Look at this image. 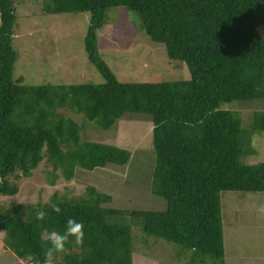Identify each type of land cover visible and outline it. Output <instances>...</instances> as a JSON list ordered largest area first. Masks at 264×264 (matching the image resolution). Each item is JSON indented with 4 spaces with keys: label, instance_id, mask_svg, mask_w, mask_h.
<instances>
[{
    "label": "trees",
    "instance_id": "16d2710c",
    "mask_svg": "<svg viewBox=\"0 0 264 264\" xmlns=\"http://www.w3.org/2000/svg\"><path fill=\"white\" fill-rule=\"evenodd\" d=\"M119 7L138 14L141 28L164 45L170 60L186 64L188 80L118 81L99 57L97 32L106 11ZM39 9L89 13L84 51L104 81L28 86L22 77L13 79L15 0H0V195L17 194L9 177H29L43 160L52 167L50 184L58 178L71 181L78 168L92 171L129 162L125 149L80 142V127L59 109L81 113L102 130L127 114L146 115L153 125L155 159L149 188L165 208L128 215L144 234L189 253L188 263L209 257L213 264H225L220 193L264 191V163L240 162L248 154L249 138L264 132V112H254L245 131L235 112L220 108L264 98V40L257 33L264 25V0H42ZM133 34L117 23L112 39L128 45ZM110 201L87 187L79 197L54 194L48 202L14 210L0 206L4 249L27 264L33 255L45 264V233L63 232L73 218L85 225L83 244L70 241L49 264H132L130 226L123 212L102 206ZM50 202L59 205V214L51 211ZM36 209L48 213L44 220L35 219Z\"/></svg>",
    "mask_w": 264,
    "mask_h": 264
},
{
    "label": "rangeland",
    "instance_id": "374dc122",
    "mask_svg": "<svg viewBox=\"0 0 264 264\" xmlns=\"http://www.w3.org/2000/svg\"><path fill=\"white\" fill-rule=\"evenodd\" d=\"M41 2L15 0L12 45L17 59L13 79L22 77L28 86L102 83V76L88 61L83 46L89 13H40ZM117 23L126 25L134 33L132 43L122 45L113 41V27ZM257 33L264 40V25L257 27ZM127 37L125 41L131 36ZM97 46L100 59L121 83L175 82L190 78L186 64L170 60L164 45L152 41L141 28L138 14L123 7L106 11L105 23L97 32ZM220 108L235 112L246 131L253 113L264 112V98L236 101ZM58 111L78 124L80 142L125 149L131 154L129 162L92 171L78 168L71 181L58 178L50 184L52 167L43 160L29 177H9L18 191L14 196L0 195L1 207L14 210L26 204L45 203L54 194L79 197L86 193L87 187H93L111 198L102 206L118 209L125 215V223L131 229L132 264H213L209 257L188 263L189 253H183L175 244L144 234L128 215L131 211L165 208V201L153 195L149 188L155 159L153 125L148 116L127 114L112 128L102 130L81 113ZM244 148L248 154L240 158L242 164L264 163V132L253 134ZM220 201L225 264H264V191H223ZM3 236L4 232H0V264H27L4 249Z\"/></svg>",
    "mask_w": 264,
    "mask_h": 264
},
{
    "label": "clouds",
    "instance_id": "9594fccd",
    "mask_svg": "<svg viewBox=\"0 0 264 264\" xmlns=\"http://www.w3.org/2000/svg\"><path fill=\"white\" fill-rule=\"evenodd\" d=\"M49 207L53 213L59 214L61 208L55 202H50ZM35 219L37 221H42L48 215L44 209H36ZM85 238V225L83 222L77 221L73 218H68L64 226L63 232L57 231L55 229L47 231L45 233L44 239L47 242V248L44 252L45 264H49L50 259L55 254H62L66 251V245L70 241L74 242L76 245H82ZM29 260L32 264H41V261L36 256H30Z\"/></svg>",
    "mask_w": 264,
    "mask_h": 264
}]
</instances>
